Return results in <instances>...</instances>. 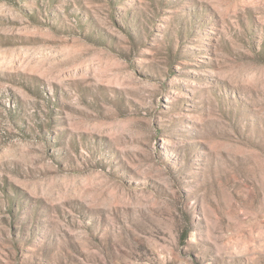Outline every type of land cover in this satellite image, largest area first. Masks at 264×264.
Here are the masks:
<instances>
[{
  "label": "rangeland",
  "instance_id": "374dc122",
  "mask_svg": "<svg viewBox=\"0 0 264 264\" xmlns=\"http://www.w3.org/2000/svg\"><path fill=\"white\" fill-rule=\"evenodd\" d=\"M0 264H264V0H0Z\"/></svg>",
  "mask_w": 264,
  "mask_h": 264
}]
</instances>
